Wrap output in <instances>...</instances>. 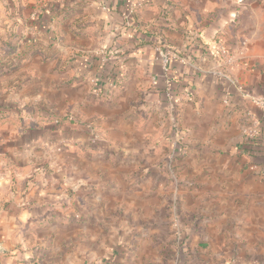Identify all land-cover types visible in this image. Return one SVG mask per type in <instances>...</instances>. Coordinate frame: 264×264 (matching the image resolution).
I'll use <instances>...</instances> for the list:
<instances>
[{"label":"crops","instance_id":"1","mask_svg":"<svg viewBox=\"0 0 264 264\" xmlns=\"http://www.w3.org/2000/svg\"><path fill=\"white\" fill-rule=\"evenodd\" d=\"M0 30V264H264V0H0Z\"/></svg>","mask_w":264,"mask_h":264},{"label":"built area","instance_id":"2","mask_svg":"<svg viewBox=\"0 0 264 264\" xmlns=\"http://www.w3.org/2000/svg\"><path fill=\"white\" fill-rule=\"evenodd\" d=\"M217 50H219V53L223 56V65L225 66H232L235 63L236 57L233 53H230L224 45L217 46ZM160 54L164 60V63L168 65L170 61V57L174 55V53H170V49L162 50L160 48ZM165 65V70H167V67ZM258 105L264 107V98H255L253 100ZM244 133L249 138H254L258 135V122L254 121V123L251 126H247L244 128ZM58 150H62V147H59Z\"/></svg>","mask_w":264,"mask_h":264},{"label":"trees","instance_id":"3","mask_svg":"<svg viewBox=\"0 0 264 264\" xmlns=\"http://www.w3.org/2000/svg\"><path fill=\"white\" fill-rule=\"evenodd\" d=\"M103 70H104V72L106 71V76L108 75V76H110V77H114L116 80H115V83L116 82H118V80L119 79H121V75H119L116 71H115V69H111V68H109L108 70L106 69V68H104L103 67ZM95 82H96V84H97V86H98V89L100 90V92L102 91H104V85H103V80L101 79V77L100 76H96V79H95ZM249 141L252 143L253 142V144L254 143H256V139L255 138H249Z\"/></svg>","mask_w":264,"mask_h":264},{"label":"rangeland","instance_id":"4","mask_svg":"<svg viewBox=\"0 0 264 264\" xmlns=\"http://www.w3.org/2000/svg\"><path fill=\"white\" fill-rule=\"evenodd\" d=\"M1 32L3 33V31L0 30V34H1L0 38L3 37L2 36L3 34ZM20 33H21L20 31L19 32L9 31L8 32V38H10L11 36H14L15 34L19 36ZM21 35H23V34L21 33ZM6 49H8V47ZM6 51H9V50H6Z\"/></svg>","mask_w":264,"mask_h":264}]
</instances>
